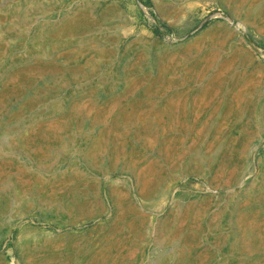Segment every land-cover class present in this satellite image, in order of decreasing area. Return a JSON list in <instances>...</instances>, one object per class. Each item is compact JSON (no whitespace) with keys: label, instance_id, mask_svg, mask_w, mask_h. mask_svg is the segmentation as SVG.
Masks as SVG:
<instances>
[{"label":"rangeland","instance_id":"rangeland-1","mask_svg":"<svg viewBox=\"0 0 264 264\" xmlns=\"http://www.w3.org/2000/svg\"><path fill=\"white\" fill-rule=\"evenodd\" d=\"M0 264H264V0H0Z\"/></svg>","mask_w":264,"mask_h":264}]
</instances>
